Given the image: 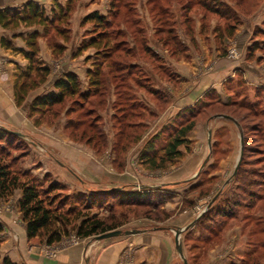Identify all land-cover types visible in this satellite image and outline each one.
<instances>
[{
	"label": "rangeland",
	"instance_id": "obj_1",
	"mask_svg": "<svg viewBox=\"0 0 264 264\" xmlns=\"http://www.w3.org/2000/svg\"><path fill=\"white\" fill-rule=\"evenodd\" d=\"M212 1L76 0L71 4V12L66 21L56 24L55 30L50 29L47 36L37 40V61L41 67H47L50 74L36 88L28 91L19 107L16 106L32 128L39 132L40 128L59 130L70 142L87 147L103 159H112L113 155L114 160L117 151L118 165H122L118 173L125 171L129 156L137 153V159L134 157L143 171L148 174L162 171L165 176L172 175L170 181H174L178 176L173 174L177 170L180 172L175 161L191 155L193 142L187 140V146L181 154L157 170L150 169L140 158L147 143L160 134L164 127H169L170 135L174 133L171 127L178 124L179 115L183 126L192 124L187 135L199 131L200 160L207 153L203 160L208 159V163L202 174L191 181H182L179 187L170 184L157 189L146 186L136 188V193L145 195L142 200L150 203L118 207L119 199L107 198L103 208L99 209L92 205L96 197L104 199L100 192H72L47 172L48 165H53V160L57 159L56 154L49 156L54 151L53 146L47 142L50 141L48 138H43V142L34 129V132L25 135L0 127V130L16 137L11 145L0 143L4 149V152L0 151V156L12 165L15 172L25 173L35 179L43 190L51 184L61 186L60 191L48 195V200L53 202V208L58 207L61 221L68 222L63 226L61 240L56 244L48 246L44 235L29 240L18 207L21 197L18 198L19 193L16 191L20 190H16L0 203V246L2 241L9 239V247L16 248L15 251H21L16 247L20 244L28 247V251L36 250L44 258L55 259L61 250L84 248L96 242L94 236L77 238L76 228L83 217L97 214L107 224L119 225L114 231L162 230L173 234L175 243V231H180L182 254L187 264H264V87H250L243 78L246 72L244 67L238 66L244 72L239 70L232 79L224 81L218 88L219 92L215 89L207 90L199 98L196 97L193 105L173 112L177 106L176 101L195 90L194 79L199 80L200 75L204 76L212 70L215 58H226L237 61V64L245 60L248 62L247 67H260L261 71L264 70V0ZM52 3L54 7H64L68 1L52 0ZM213 3H224L232 12L231 18L222 19L208 11L207 5ZM50 10L45 9L48 16ZM93 12L106 17L112 35V55L103 66L101 90L86 102L76 98L68 99L49 112L30 115L26 102L30 104L34 98L53 91L54 81L61 78L63 72L74 71L83 91L87 90V71L93 69V63L101 61L100 57L97 58L100 53L97 54L98 50L83 48L89 39L97 35L93 24L83 22ZM36 29L42 35V28L33 30ZM19 31L24 35L32 30L20 28ZM236 35L248 41L244 52L242 47L236 46ZM21 39L24 42L23 37ZM207 59L211 62L203 64L208 62ZM25 61L23 66L15 64L17 78L14 87L23 81L21 76L28 70L29 63ZM114 63H117V70L112 68ZM132 66L135 69H131ZM196 66L203 69L201 74L200 70L192 69ZM145 77H149L151 84L160 89L155 97L147 96L153 99L154 110L148 108L149 103L144 99L145 91L136 88L137 83H144ZM38 80L39 77L33 73L25 83L29 85ZM162 87L175 96L168 95ZM185 98L190 101L193 97ZM255 105H259V110ZM167 108L174 113L173 118L166 112ZM190 111L199 113L195 116L189 114ZM165 113L168 115L165 116ZM160 118L166 124L162 128ZM138 123V127L135 126ZM256 124L259 132L250 133V127ZM153 125V128L150 127ZM148 131L150 140L146 138ZM208 131H211L210 142L205 143L208 141ZM56 136H59L58 133ZM241 136L243 155L239 171L234 175L240 156ZM161 138L165 140L163 134ZM25 180L21 178V181ZM107 191L112 190L103 192ZM228 202L235 203L236 208L232 210L234 214L229 218L217 216L216 213L223 210ZM202 213L203 216L198 218ZM58 224L61 225V222ZM8 226L9 229L13 227L20 236L24 233L22 241H18L19 235L8 230ZM134 235L112 239H127ZM215 249L212 258L210 253ZM32 250L29 254L33 255ZM0 257L9 258L1 252ZM178 258L182 263L179 254Z\"/></svg>",
	"mask_w": 264,
	"mask_h": 264
},
{
	"label": "crops",
	"instance_id": "obj_2",
	"mask_svg": "<svg viewBox=\"0 0 264 264\" xmlns=\"http://www.w3.org/2000/svg\"><path fill=\"white\" fill-rule=\"evenodd\" d=\"M27 2H34L49 10L53 6L52 0H0V10L6 8H20ZM19 32V29L15 31H8L0 27V41L2 38L9 39L12 47L17 50L14 51L4 49L0 44V127L12 132H19L26 135L30 134L31 131H33L32 129H36L34 127L32 128L31 123L25 118L23 113L17 109L14 102V83L17 78L15 64L20 63L23 66V64L26 63L23 55L19 52L25 47L24 42L20 37L11 38L12 35H16ZM240 36L241 35L237 37L236 35V46L239 48L242 47V52H244L248 45V41L247 39L246 41L241 40ZM207 61L208 62H204L203 64H209L210 59H207ZM244 61L245 60L237 64V61H231L226 58L218 60L215 58L211 65L212 70L208 71V73L204 76L200 75L199 80L194 79L193 84L194 86L196 85V88L192 91V94H185L184 97L178 93L176 94L182 98L176 101L175 105L177 106H175V110L172 111L174 113L177 111L179 112L188 106L193 105L196 99L205 94L207 90L215 89L218 91L219 86L222 85L224 81L232 79L233 76L236 75L237 71L243 70L238 66L244 67L246 72L242 71L244 72L243 78L246 82L248 81L250 87H264V70L261 71L260 67L258 69L254 67L249 68L247 67L248 62ZM196 67H193L192 69L197 71L200 70L199 72L201 74L203 69L201 67H197L196 69ZM70 69L71 68H69L68 71ZM66 73L67 72H63L62 76ZM184 80L186 79H183V81ZM188 81L190 82L191 80ZM188 81L186 82L188 83ZM156 87L153 86V89L160 91V89H157ZM162 88L164 89L165 87ZM49 91L50 90L48 89V92ZM164 91L168 93V95L170 94L171 96H175L174 93H171L169 90L164 89ZM144 96L146 97L144 98L146 102L149 103L148 108L154 110V104L152 103L153 99H149L147 96L150 95L146 92ZM185 97L193 98L190 101H187V98ZM28 105L29 101L26 102L25 106L27 107ZM166 112L171 115L170 118H173L174 113H171L169 108L166 109ZM168 114L165 113V116ZM159 122L161 128L166 125L164 121H161V118ZM150 127L153 128L154 125ZM36 131L37 132L35 133L39 134V137L43 142H45L44 140L46 138L50 140L47 142L50 146H53L54 154L52 153L53 151H51L52 154L49 156L57 155V159L53 160L54 164L48 165L47 172L50 173L56 181L61 182L62 184L68 186L72 192L77 193H83L87 190H93V192L101 193L104 190L110 189L132 193L135 192V189L138 187L144 188L146 186L148 188L157 189L158 187L170 184H174L176 187H179L182 181H191L199 174H202V170L208 163L207 162L204 165L205 160H203L205 159L207 153H205L203 159L200 160L201 141L199 139H201V137H198L199 131H197L198 133L194 131L191 133L192 135L190 134V136L187 135L183 138L184 143L178 148L180 154L182 149L187 146V140L193 142L194 147L191 155L182 156L180 160L175 161L178 164L180 172L177 170L173 174V176H178L175 177L174 181H170L172 179V175L170 177L165 176L162 171L156 173L151 172V174H148L147 171H143L136 162L137 160H135L137 153H132L131 156H129L125 171L118 173V170L114 168L112 162L113 155L112 159H108L107 157L105 159L98 157L87 147L70 142L68 138L61 135V131V133H59V130L56 129L50 130L47 128H40V132L38 130ZM148 132L149 133L146 138L150 140V131ZM209 132L211 133V131H208L206 134H209ZM57 133L59 136H56ZM206 136H208V141L206 140L204 142L209 143V135ZM143 138L144 137L141 139ZM194 148L198 150V153ZM35 172L36 170L34 173ZM16 192L19 193L18 198L20 199V191ZM7 229L17 236L19 235L15 233L13 227H10L9 229L8 226ZM23 235L24 233L22 232V235L18 236V241H22ZM8 240L9 239H5L1 242L0 252L4 256L9 257L10 260L16 264H182L180 263L178 253L176 252L173 234L162 230L157 231L155 229L151 231L141 230L138 234L127 239L115 240L111 238V240L107 239L96 241L91 245H86L84 248L71 247L66 250H61L55 259L44 258L37 254L35 252L36 250L34 251L29 249L28 251V247L26 248V246H21L20 244H17L16 247H19L21 251H15L16 248L13 249V247H9L10 242ZM31 250L34 251L33 255L29 254ZM216 250L217 249L211 251L210 255L212 258H214ZM20 254L22 256H20Z\"/></svg>",
	"mask_w": 264,
	"mask_h": 264
},
{
	"label": "trees",
	"instance_id": "obj_3",
	"mask_svg": "<svg viewBox=\"0 0 264 264\" xmlns=\"http://www.w3.org/2000/svg\"><path fill=\"white\" fill-rule=\"evenodd\" d=\"M67 1L68 3L65 4L64 7L61 5L55 7L53 6L50 10V16L47 15L44 8L34 2H27L20 8H6L0 10V27L2 29L8 31H15L20 28L32 30L24 35L23 33H18L11 36V38L23 37L25 49H22L19 52L29 63L28 70L21 76L23 81L21 83L17 82L18 85L16 84L14 87V102L17 107L24 102L25 95L28 91L36 88L50 74L49 69L47 67H41L37 61V40L40 37L47 36V32L50 29L55 30L54 26H56V24L66 21L71 12V4H73L76 0ZM70 1L71 3H69ZM214 1L216 0H213L212 2ZM206 9L222 19L231 18L232 16V12L224 5V3H216L215 5L213 3V5H207ZM83 22L93 24L97 30L96 37L89 39V41L83 45V48L84 50L88 48H95L98 50L97 54L100 52L97 55V58L100 57L99 59H101V61H96L92 64L94 66L93 69L87 71V90L83 91L77 75L73 73H66L63 77L54 81L53 91L36 97L31 101L28 106V112L30 115L42 114L45 111L49 112L51 109L63 104L68 99L76 98L77 100L86 102L91 96L97 95L99 90H101L104 78L103 66L104 64L106 65V62L111 57V52L113 50L110 46L112 35L109 33L108 28L110 22L106 19V17L99 15L97 12L88 14L84 18ZM39 27L42 28V35H40L37 30H33ZM0 44L4 49L17 51L12 47L9 39L2 38ZM116 65L117 63H114L112 66L114 70H117L115 68ZM112 68H110V70ZM132 68L135 69L133 66L131 69ZM33 73L36 74V77H39V80L28 85L25 81H27V78L29 79ZM136 85L137 89L144 90L153 97H155L159 92L153 89L151 79L149 77H145L144 83L140 85L137 83ZM257 91L260 92L259 90ZM250 106H252V104ZM255 107L259 110V105H255ZM145 108L146 107L144 106L143 109L146 112L147 110H145ZM198 113L195 114L194 111H190L189 114H194L196 116ZM258 115L260 116L261 114L258 113ZM177 120L179 121L178 124L175 123V126L171 127L172 132H174L172 135H170V132L168 131L169 127H164L160 134L156 135L152 138V140H150V142L147 143L146 149L143 151L140 159L141 162L150 167V169L157 170L162 168L165 162L172 161L180 155L178 148L184 143L183 138L191 131L192 124L190 123L183 126L180 122L179 115ZM138 125L139 123L135 126L138 127ZM252 127L253 128L250 127V133L259 132L258 124L252 125ZM161 134L165 136V140L161 138ZM135 140L137 139L135 138ZM15 141V136L6 131L0 130V143L4 142L6 145H11V143H14ZM3 150L4 149L0 147V151L4 152ZM115 152L116 157L113 160V165L114 168L118 170L121 169L122 165H118V152ZM27 177L28 175L25 173L20 174L15 172L12 165L6 163L5 159L0 156V203L9 198L14 191L20 190L21 199L18 207L25 223L26 237L29 240H32L44 235L46 237V244L51 246L61 240L63 233L62 228L64 225L66 226L68 224L67 221L64 223L61 221L58 207L53 208V202L48 200V195L51 192L60 191L62 187L57 184H51L48 189L43 190L42 186L35 179L29 177V179H27ZM21 178H25L26 180L21 181ZM252 195L254 196V194ZM101 196H103L102 198L104 199L96 197L95 200H93V207H97L99 209L103 208L105 199L107 198H112L113 200L119 199L117 205L118 207H132L150 203L149 201L147 202L142 200V198H145V195L136 192L127 193L124 191L121 192L119 190H112L101 192ZM257 198L259 197L257 196ZM234 208H236L235 203L228 202L226 203V207L216 214L219 217L229 218L234 214V211L232 212ZM60 222L61 225L58 224ZM117 227H119V225L114 223L107 224L104 220H101L97 214L87 215L81 219L79 225L77 226L76 236L80 239L92 236L95 237L114 231ZM0 264L15 263H13L9 258L0 257Z\"/></svg>",
	"mask_w": 264,
	"mask_h": 264
},
{
	"label": "water",
	"instance_id": "obj_4",
	"mask_svg": "<svg viewBox=\"0 0 264 264\" xmlns=\"http://www.w3.org/2000/svg\"><path fill=\"white\" fill-rule=\"evenodd\" d=\"M221 117L224 118V119H227V120H231L227 116H221ZM17 135L21 136L20 134H17ZM208 135H209V138H210V132H209ZM242 138L243 137L241 136L240 156H239L238 162L236 164V167H235V170H234V173H233L234 175L236 174V172H237V170H238V168L240 166L241 159H242V155H243V140H242ZM207 161H208V159H206L204 161V165H205V163ZM215 198H217V196H215ZM215 198L213 200H215ZM203 214L204 213H202L201 215H199L198 218H200L201 216H203ZM198 218L195 220V222L198 220ZM134 234H138V232L137 231H124V232H122L121 230H116V231H111V232H108V233H105V234H102V235L95 236L94 239L96 241H100V240H105V239H111V238L119 237V236H122V235L129 236V235H134ZM175 236H176V243H175V245H176V251L179 254V256L181 257L182 263L183 264H187V260L183 257V254H182V243H181V239H180V231H175Z\"/></svg>",
	"mask_w": 264,
	"mask_h": 264
}]
</instances>
